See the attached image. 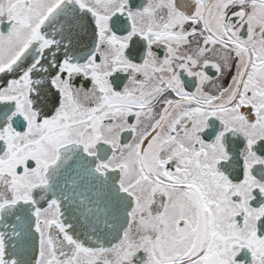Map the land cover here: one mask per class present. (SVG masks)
Here are the masks:
<instances>
[{
	"label": "snow or ice",
	"instance_id": "6c2138e0",
	"mask_svg": "<svg viewBox=\"0 0 264 264\" xmlns=\"http://www.w3.org/2000/svg\"><path fill=\"white\" fill-rule=\"evenodd\" d=\"M0 264H264V0H0Z\"/></svg>",
	"mask_w": 264,
	"mask_h": 264
}]
</instances>
